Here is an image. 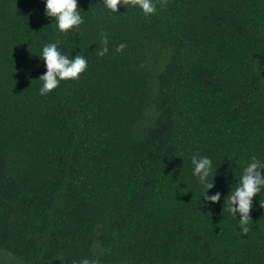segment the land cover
I'll use <instances>...</instances> for the list:
<instances>
[{"label": "trees", "instance_id": "16d2710c", "mask_svg": "<svg viewBox=\"0 0 264 264\" xmlns=\"http://www.w3.org/2000/svg\"><path fill=\"white\" fill-rule=\"evenodd\" d=\"M78 2L60 32L46 0H0V264H264V191L247 234L227 203L264 162V0ZM57 40L88 67L41 95Z\"/></svg>", "mask_w": 264, "mask_h": 264}, {"label": "clouds", "instance_id": "9594fccd", "mask_svg": "<svg viewBox=\"0 0 264 264\" xmlns=\"http://www.w3.org/2000/svg\"><path fill=\"white\" fill-rule=\"evenodd\" d=\"M157 3L161 6L167 3V0H105V6L113 11L118 12L121 4L125 6H139L145 15L154 14L156 12ZM78 0H46V15L54 17L60 32H67L74 28H78L83 23V18L79 11ZM102 43L105 45L99 50L98 55L103 57L107 51V36L102 34ZM60 41L49 43L43 47L41 59L45 61L47 72L38 79L41 80V95H47L55 90L62 80L79 79L80 75L87 69L88 62L85 57L77 54L74 58L62 53L59 48ZM125 45L117 46L116 51H122ZM199 155V153H197ZM192 164L194 166L193 175L199 178V182L206 189L204 198L208 203L219 202L220 193L212 196L207 195V190L214 187V181H209L212 174L213 162L207 156H192ZM264 162L259 161L255 156L243 170L242 176L238 179L237 187L227 196L229 205L228 211L232 215L237 213L240 216V226L242 232H249V223L252 220L251 210L253 207V198L261 191H264ZM79 264H100L98 259L89 260L87 258L79 261Z\"/></svg>", "mask_w": 264, "mask_h": 264}]
</instances>
